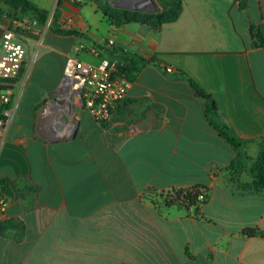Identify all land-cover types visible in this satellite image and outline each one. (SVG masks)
I'll list each match as a JSON object with an SVG mask.
<instances>
[{"label":"crops","instance_id":"0c3cea01","mask_svg":"<svg viewBox=\"0 0 264 264\" xmlns=\"http://www.w3.org/2000/svg\"><path fill=\"white\" fill-rule=\"evenodd\" d=\"M29 1L44 25L0 2V42L13 30L28 50L0 127V264H264V46L252 36L264 0H177L179 17L160 28L113 25L94 0ZM121 54L147 63L100 124L59 92L65 64ZM179 191L205 200L168 205Z\"/></svg>","mask_w":264,"mask_h":264},{"label":"built area","instance_id":"2783aa9c","mask_svg":"<svg viewBox=\"0 0 264 264\" xmlns=\"http://www.w3.org/2000/svg\"><path fill=\"white\" fill-rule=\"evenodd\" d=\"M75 5H83L92 0H68ZM113 41L109 42L112 45ZM81 45L78 51H84ZM91 54H96L97 48L88 49ZM28 57V50L24 40L13 30H5L0 42V127L6 125L8 115L7 105L11 103L12 86L22 74L24 63ZM118 63L104 59L97 65L88 64L78 57H69L64 68L63 79L59 92L69 101L83 106L94 119L106 123L113 116L118 105L125 99L128 83L118 73ZM172 72V68H166ZM199 201L205 197L200 195ZM8 203L0 199V212H3Z\"/></svg>","mask_w":264,"mask_h":264},{"label":"trees","instance_id":"16d2710c","mask_svg":"<svg viewBox=\"0 0 264 264\" xmlns=\"http://www.w3.org/2000/svg\"><path fill=\"white\" fill-rule=\"evenodd\" d=\"M246 1V0H244ZM3 4H5L10 11L7 13V17L11 18L14 14V20L22 18L23 16H31L35 21H37L40 25H44L48 18V12L40 9L35 4L30 2L29 0H0ZM178 2V1H177ZM244 6L246 2L243 3ZM98 10L102 13L103 17L108 20L113 25L119 26L121 24L126 23H136L141 25H148L153 28H160L164 24H169L175 22L179 17L180 5L178 3V8L175 15L171 18H165L163 15H121L117 16V13L111 9H108L106 6L98 5ZM2 11L0 10V15ZM59 36H74L79 37L81 34L78 31L73 30H58L53 31ZM252 36L254 40H256L257 45L264 46V30L261 28H257L254 25L252 26ZM117 54V51H113ZM122 61L118 63V73L117 76L124 78L126 81L131 82L135 73H137L140 68L147 63V61L127 55L121 54ZM191 88L195 92L197 96L204 99L208 105L206 112L210 115H216L217 107L215 102L206 95L194 82L190 81ZM2 88H0L1 94ZM10 105H7L6 108L9 109ZM215 129L219 132L220 136L225 140V142L234 150L239 151L243 147V143L240 139H238L227 127L224 126H215ZM263 149L261 155L258 159V173L254 176V182L257 187L264 188V142ZM199 194H191L184 193L183 191H179L175 194V197H172V200L175 201H167L168 205L174 204L173 202H179L181 206L189 207L198 204ZM201 203L203 201H200ZM257 232L253 229H248L245 231L246 236H255Z\"/></svg>","mask_w":264,"mask_h":264},{"label":"rangeland","instance_id":"374dc122","mask_svg":"<svg viewBox=\"0 0 264 264\" xmlns=\"http://www.w3.org/2000/svg\"><path fill=\"white\" fill-rule=\"evenodd\" d=\"M115 1V0H94V3L96 4L97 8L98 5H102V6H106L108 9H111L113 11H115L117 13V16H121V15H137V16H144V15H158L161 14L163 15L165 18H171L175 15L177 8H178V2L177 0H154L158 6L159 12L158 13H144L141 11H133L131 9H117L114 8L111 5V2ZM105 44V43H103ZM102 44V45H103ZM96 46L94 45V43L91 44L90 48L87 49H94ZM87 51V50H86ZM99 53V49L97 48L96 54L98 55Z\"/></svg>","mask_w":264,"mask_h":264},{"label":"water","instance_id":"95a60500","mask_svg":"<svg viewBox=\"0 0 264 264\" xmlns=\"http://www.w3.org/2000/svg\"><path fill=\"white\" fill-rule=\"evenodd\" d=\"M111 5L117 9H131L144 13L159 12L158 6L154 0H115L111 2ZM98 48L103 50L102 46Z\"/></svg>","mask_w":264,"mask_h":264}]
</instances>
